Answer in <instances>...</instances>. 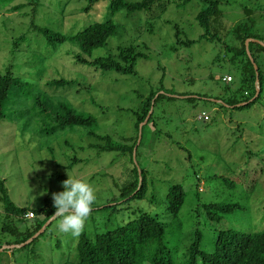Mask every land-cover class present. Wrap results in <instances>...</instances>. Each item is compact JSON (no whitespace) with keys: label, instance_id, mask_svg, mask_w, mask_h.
Wrapping results in <instances>:
<instances>
[{"label":"rangeland","instance_id":"rangeland-1","mask_svg":"<svg viewBox=\"0 0 264 264\" xmlns=\"http://www.w3.org/2000/svg\"><path fill=\"white\" fill-rule=\"evenodd\" d=\"M30 1L0 0V73L10 66L22 81L21 87L10 88L5 117L0 119V178L15 205L53 208L52 194L64 190L63 180H83L97 197L83 233L93 237L140 211L156 215L164 223V242L173 264L183 260L196 227L205 251L213 248L218 230L264 229V82L259 98L246 107L224 101L227 95L235 93L239 100L243 94L236 64L230 62L232 52L225 45L237 47L232 30L241 22L264 42V0H219L220 40L215 41L197 40L202 33L195 19L202 7L199 0L185 5L182 0H162V7L158 3L151 12L128 14L122 9L112 17L116 35L90 56L74 41L53 45L29 28L31 7H13ZM37 1L35 19L40 26L63 34L109 15L108 0H100L88 12L82 10L87 0ZM173 24L183 31L181 39L196 41L176 44ZM21 34L25 39L14 52L12 42ZM129 44L148 54L137 61L136 74L102 71L78 61L79 56L116 54L118 46ZM257 60L264 76V55ZM225 74L233 76L232 83L221 79ZM162 75L165 91L156 92L155 97L160 96L152 101L151 121L143 124L138 142L132 111ZM57 78L73 83H48ZM61 103L93 115L95 133L117 142L127 137V143L137 136L132 154L99 151L94 144L100 141L88 127L43 132L56 125ZM202 112L208 120L198 118ZM136 179L145 184L143 197L121 199L125 186ZM176 183L182 185L185 199L173 216L166 211L165 196ZM208 203L238 207L208 218L203 208ZM44 217L7 214L0 202V264H75L78 237L57 229L59 217L51 216L36 230ZM29 233L33 235L16 243Z\"/></svg>","mask_w":264,"mask_h":264},{"label":"trees","instance_id":"trees-1","mask_svg":"<svg viewBox=\"0 0 264 264\" xmlns=\"http://www.w3.org/2000/svg\"><path fill=\"white\" fill-rule=\"evenodd\" d=\"M99 1L100 0H87L82 10L85 12L90 11ZM108 1L109 15L105 19L85 25L80 30L71 34H63L46 26H40L37 19H35V14L38 12L36 9V7H38L37 0H32L13 8L25 7L28 5L31 7L29 11L30 19L28 27L41 33L45 37L46 42L57 45L66 40L74 41L79 45L83 54L90 56L92 51L104 45L110 36L116 35L117 24L112 19L115 12L122 9L126 10L128 14L140 11L151 12L152 8L156 4L161 3L162 0ZM189 1L190 0H182L181 4L185 5ZM199 1L202 3V7L195 15V19L198 25L202 28V33L197 40H220V37H218L219 28L221 27L220 18L222 16L219 8L220 1ZM33 4L34 7H32ZM159 6L162 7V3ZM13 8L10 7L9 9L12 10ZM172 27L174 29L173 35L176 38V44L191 45L196 41L192 39H181L183 38V31L177 26V24H173ZM232 31L235 34L234 37L236 38L238 45L237 47H231L226 44L225 48L232 52L230 62L236 64V71L239 74L241 84L238 89L241 88L243 94L239 100H236L235 93L227 95L228 99L224 101L229 104L246 102L254 96L256 92V74L245 49V40L248 38L263 40L262 37L257 36L256 34L253 35L251 31H249V26L246 22L234 25ZM24 39V34L14 38V41L12 42L14 52H16L18 45L22 43ZM248 50L251 53L254 62L257 64L259 94L254 100L248 101L244 105L235 106L237 108L246 107L254 103L256 99L259 98L263 88L264 76L257 58L264 55V47L258 42L249 41ZM44 58L45 56L42 57V61ZM142 58L147 59L148 54L137 50V45L129 44L118 46L116 54L98 56L93 59L79 56L78 61L92 65L96 69L102 71H115L127 75L136 74L137 61ZM227 75L232 78L230 80L231 82L229 81L227 83H232L233 76L225 74L223 77ZM223 77L221 78L222 80ZM163 78V75L159 78L158 86L150 89L145 96L141 95L142 101L139 108L132 111L133 115L136 117L134 123L136 131H138L139 124L146 118L149 110L152 108V101H156V99L159 98L160 95L155 97L156 92L159 90L165 91L163 87ZM48 83L51 85L65 86L73 83V81L65 80L64 78H57L50 80ZM227 83L226 89L229 87ZM14 86L21 87L22 81L12 73L11 67L8 66L3 73H0V119L5 117L4 106L10 88ZM60 107L62 114L56 115V125L49 129L42 130L43 132L51 133L56 130L73 128L75 126L88 127L89 134L100 141L99 144H94L99 151L128 150L129 153L132 154L133 147L137 143V136L131 139V143H127L129 139L127 137H122L120 142L114 141L108 134L102 135L93 131L97 126V119L93 115L87 114L84 111L80 112L76 110L71 103H61ZM152 114L153 109H151L145 124L151 121ZM144 125L141 127V131L143 130ZM73 161L76 160L73 158ZM144 191L145 184L143 180L138 183V179H136L125 186L120 194L122 196L121 199L127 197L140 199L143 197ZM133 192L134 194H132ZM184 199L185 192L182 185L179 183L170 185L165 196L167 213L176 216L184 203ZM0 202H2L5 213L14 216L23 217L29 211H32L34 214H44L45 217L40 223H37L36 230L39 229L55 212V207H41L40 209L34 210L15 205L8 194L5 180L2 178H0ZM237 207V203H208L203 205V208L207 211L208 218H216L217 216L228 213ZM33 233L25 235L16 243L18 244L25 241L33 235ZM164 233V223L161 222L156 215L140 211L123 224L118 225L113 229L96 233L93 237L82 232L79 235L76 244L77 260L75 264H143V262L146 261L150 264H173L171 250L164 242ZM192 236V241L187 248L186 255L179 264H264V229L253 232L233 228L218 230L215 234L214 244L211 251H205L202 249V233L199 228H194Z\"/></svg>","mask_w":264,"mask_h":264},{"label":"clouds","instance_id":"clouds-1","mask_svg":"<svg viewBox=\"0 0 264 264\" xmlns=\"http://www.w3.org/2000/svg\"><path fill=\"white\" fill-rule=\"evenodd\" d=\"M62 186L63 191L52 194L55 207L52 216L60 218L56 227L61 233L79 237L92 212V205L97 198L96 193L94 188L87 182L69 176L62 181ZM29 212L25 214V217L31 218L27 216Z\"/></svg>","mask_w":264,"mask_h":264},{"label":"water","instance_id":"water-1","mask_svg":"<svg viewBox=\"0 0 264 264\" xmlns=\"http://www.w3.org/2000/svg\"><path fill=\"white\" fill-rule=\"evenodd\" d=\"M249 41H255V42H258V43H259L260 45H262L263 47H264V42L261 41V40H258V39H253V38H248V39L245 40V48H246L247 54H248V56H249V58H250V60H251V62H252V64H253V67H254V70H255V74H256V78H255L256 92H255L254 96L251 97L250 100H248V101H252V100H254L255 97L259 94V86H258V68H257V64L254 62V59L252 58V55H251V53H250L249 50H248V42H249ZM248 101H246V102H241V103L237 104V106L244 105V104L247 103ZM150 112H151V109L149 110V112H148L146 118H145V119L139 124V136H138V142L140 141L141 127L143 126V124L146 123L147 118H148ZM11 247H12V246H11Z\"/></svg>","mask_w":264,"mask_h":264},{"label":"built area","instance_id":"built-area-1","mask_svg":"<svg viewBox=\"0 0 264 264\" xmlns=\"http://www.w3.org/2000/svg\"><path fill=\"white\" fill-rule=\"evenodd\" d=\"M231 79H232V78H231V76H229V75L223 77V81H224V82H229ZM199 118H202V119H204V120H208V119H209V116H208L206 113L202 112V114L199 116ZM27 216H29V217H33V213H32V212H29V213L27 214Z\"/></svg>","mask_w":264,"mask_h":264}]
</instances>
